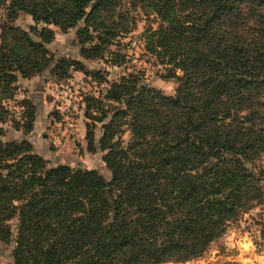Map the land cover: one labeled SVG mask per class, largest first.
Returning <instances> with one entry per match:
<instances>
[{"label":"trees","instance_id":"obj_1","mask_svg":"<svg viewBox=\"0 0 264 264\" xmlns=\"http://www.w3.org/2000/svg\"><path fill=\"white\" fill-rule=\"evenodd\" d=\"M5 4L9 20L24 12L35 24L1 27L0 103L19 77L48 67L49 26L82 21L81 54L100 58L135 27L137 8L157 18L144 47L176 83L165 94L133 71L84 96L87 147L104 152L108 180L79 166L47 168L28 140L0 138V240L11 239L16 218L13 264H178L201 256L262 200L264 168L255 175L247 165L264 155V0ZM27 115L24 132L34 120Z\"/></svg>","mask_w":264,"mask_h":264},{"label":"rangeland","instance_id":"obj_2","mask_svg":"<svg viewBox=\"0 0 264 264\" xmlns=\"http://www.w3.org/2000/svg\"><path fill=\"white\" fill-rule=\"evenodd\" d=\"M7 13V5H1L0 32L1 27L7 24L26 31L35 24L24 12H19L12 21ZM133 13L135 27L109 45L100 58L87 59L81 54L77 30L82 21L64 31L57 26H49L53 30V38L44 46L50 63L42 72L26 79L19 77L11 85V95L0 103V127L3 131L0 138L4 141L28 140L34 153L44 158L47 168L79 166L96 170L108 180L111 174L103 161L104 152L98 145L93 152L87 147L86 123L90 119L85 114L84 96L102 94L109 82L133 71H140L148 85L165 94H173L176 88L175 80L165 77L168 67L144 47L142 35L147 27L157 26V18L138 8ZM30 36L40 41L36 33L30 32ZM96 71L101 72L100 76L93 74ZM29 113L34 115L32 130L24 132L23 125ZM100 126L96 123V141L102 133ZM128 137L126 130L122 138L126 140ZM247 166L255 175L260 174L264 168V155ZM260 186L264 191V177ZM16 223V218L8 222L12 230L11 239L7 242L0 240V264H13ZM178 264H264V196L253 208L232 220L225 233L214 240L201 256Z\"/></svg>","mask_w":264,"mask_h":264},{"label":"crops","instance_id":"obj_3","mask_svg":"<svg viewBox=\"0 0 264 264\" xmlns=\"http://www.w3.org/2000/svg\"><path fill=\"white\" fill-rule=\"evenodd\" d=\"M237 243H239V242H237Z\"/></svg>","mask_w":264,"mask_h":264}]
</instances>
